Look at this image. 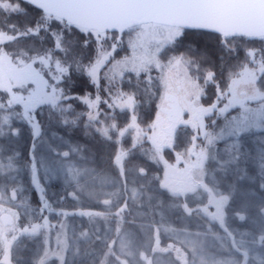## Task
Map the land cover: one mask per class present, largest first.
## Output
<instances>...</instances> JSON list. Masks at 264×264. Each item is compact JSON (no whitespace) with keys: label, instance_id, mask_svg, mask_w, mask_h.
Masks as SVG:
<instances>
[{"label":"snow or ice","instance_id":"1","mask_svg":"<svg viewBox=\"0 0 264 264\" xmlns=\"http://www.w3.org/2000/svg\"><path fill=\"white\" fill-rule=\"evenodd\" d=\"M25 2L42 10L43 14L34 27H27L22 33L18 32L15 25H11L12 31L17 32V35L38 34L41 28L47 29L52 20L59 21L66 28L75 25L81 32L94 35L98 42L102 41L110 29H117L120 32L128 29L136 32L135 39L129 42L132 55L113 65V72L115 74L119 69L122 74L128 65H131V70L137 75L141 71H149L153 65L160 70L159 79L163 93L160 96L156 122L150 126L153 134L148 137L153 143L156 154L165 146L172 147L170 136L175 133L178 124H191L194 129L202 130L204 128L203 117L213 112L217 107L215 103L208 108L198 106L202 89L188 75L187 71L184 72L183 77L178 72H164L165 67L169 69L181 65L186 68L191 67L194 61L186 60L183 56L173 57L165 66L157 58L160 51L166 45L175 42L184 28L211 29L223 37L222 43L225 46L229 43V37H256L264 41V0H25ZM0 10L5 12L23 11L19 2L13 3L12 0H0ZM53 36L55 37V49L67 54L68 50L64 47L62 36L58 33H53ZM15 39L16 36L0 31V45ZM87 43L88 41H85V44ZM115 48L116 44H113V51ZM111 54V52L105 51L102 46L98 49L95 63L87 69L88 75L93 81L96 80L97 72ZM25 55L26 53L21 52L19 56H15L14 53H9L0 47V92L8 94V108L16 104L22 105L24 118L31 122V111L38 104L50 103L55 107L63 94L58 92L55 86H52L51 93L45 91L48 82L43 80L40 71L33 68V64L37 60L42 67L50 68L52 50L43 56L33 57L31 63L23 59ZM248 56L253 57V66L250 67L248 63L243 64L240 70L233 74L234 78L230 80L228 90L217 96L218 101L222 97L228 98V103L219 110L221 113L227 111L229 107L238 105L239 115L228 120L215 137L204 132V137L209 145L214 139L222 138L224 135L238 136L254 128L264 130V56L256 61L254 59L255 50H249ZM55 67L56 73L59 75L53 74V79L58 82L60 77L68 72V68L64 67L60 60H56ZM213 76L212 72H208L205 83L212 80ZM149 80L151 82V78ZM29 82L36 83L37 89L29 92L27 97L13 90L14 88L23 89ZM123 97L124 94H121V97L118 98L119 106L121 110L127 108L132 111L130 122L124 128L118 129V125L113 123L108 127L98 129V131L111 139L110 132L113 130L118 129L119 137H123L130 130H135L136 134L133 136V147H135L143 135V130L139 128L135 115L136 100L133 95H127L126 99ZM84 101L91 109L99 102V97L96 101L85 97ZM252 104L255 106H251ZM111 106L110 104L109 107ZM3 109H5V104L0 98V110ZM184 112L190 114L187 121L181 119ZM88 118L90 122L97 119L91 112L88 113ZM7 122L8 116L0 118V127ZM33 127L38 134V126L33 125ZM157 128L161 129L159 133L156 131ZM195 139L196 137H193V141ZM127 155V152L120 150L114 158V164L119 168L121 176L124 175V160ZM182 155L177 154L178 163ZM187 156L188 159L185 161L183 170L166 165V168L171 169V174L169 171L165 172L161 187L166 188L172 196L177 198L203 190L208 195L209 205H214L216 211L209 213L208 205L199 210L224 227V207L228 202V196L217 193L214 188L204 182L206 176L204 162L208 159L207 149H201L197 153L193 143V146L187 150ZM192 156H195L196 159L192 160ZM7 167L11 168V158H9ZM4 169L5 165L0 163V174ZM140 171L143 173L144 170L140 169ZM12 199H15L14 189L12 190ZM4 202L5 197L0 192V252H2L0 264H12L11 250L17 239L14 233L18 230L16 221L19 217L10 208H4ZM103 203L110 205L111 200L105 199ZM183 207L189 214L194 211L188 207L187 203ZM123 210L121 208L115 215L120 216ZM82 214L103 215V213ZM240 219H244V217L241 215ZM47 226V222L44 225L33 224L30 229L25 227L22 231L36 234L41 228ZM224 230L228 232L227 228ZM116 232L120 237L119 251L114 250L115 240L107 244V251L104 253L101 264H113L108 260L110 256L115 258L114 264H139L136 260V252L133 250L132 240L126 236H120L121 228L119 226ZM228 236L231 237V249L239 256L233 254L228 258H217L205 253L202 248L198 251L193 246L191 264H264V250L255 254L253 249L246 247L243 240L237 242L230 232H228ZM259 243L264 246V234L260 236ZM159 244L160 241L157 238L156 247L151 249L153 253L167 252L173 248L172 245H169L168 248H160ZM58 245L60 246L57 251L50 252L48 248H45L43 255L35 261V264H48L52 256L59 260V264H66L64 252L68 250V244L66 241L58 240ZM175 251L177 260L182 261V264H189L187 254L179 248H176ZM250 253L252 254L250 255ZM139 261L144 264H153L152 258L145 251H139Z\"/></svg>","mask_w":264,"mask_h":264},{"label":"rangeland","instance_id":"2","mask_svg":"<svg viewBox=\"0 0 264 264\" xmlns=\"http://www.w3.org/2000/svg\"><path fill=\"white\" fill-rule=\"evenodd\" d=\"M135 37V31H129L125 35V47L128 49L127 55L123 57H117V59L109 62L104 70L100 72V77L109 81L107 84L108 87L109 84H113L110 92L113 95H117L118 98L121 97V94H124V99L127 98V95H133L136 100L135 113L139 114L141 113L142 109H147L151 102H154L157 106L160 104V96L163 93V88L159 79L161 72L154 65L149 71H141L139 75L131 70V65H128L127 69H125L122 74H120L119 69H117L116 73L114 74L113 65H115L118 61H123L126 57H130L132 55L129 42L134 40ZM163 49L158 54L157 58L162 65L167 66L170 59L178 56L170 55L164 57L161 55ZM184 58L186 60H191L186 57ZM251 59L253 60V57H251ZM38 61L39 60L36 61V65L35 63L33 64V68L40 71L43 80L48 82V87L44 90L51 93L52 86H55L58 92H60L59 87L56 86L57 80L53 79V74L59 75L56 73L55 65L53 68L42 67ZM31 62L32 61H29L28 63ZM169 71L173 73L178 72L181 77H183L184 72L187 71L188 75H190L192 79L199 84L201 89L203 88L202 85L208 73L204 71V74L201 75L200 71H197V65L195 63H193L191 67L188 68H186L184 65L179 67L174 66L171 69L165 67L164 72L168 73ZM149 78H151V82ZM29 87L30 88L28 91L31 92L37 89V84L33 83L31 85L30 83ZM41 87H43V85H41ZM227 103L228 99L226 104ZM43 104L52 105L50 103ZM16 106L17 105H14L11 108H8L7 105H5V109L0 110V118L8 116V122L0 127V133H2L0 134V163L5 165L3 173L0 174V192H2L5 197L3 207L10 208L13 212L17 213L19 217V219L16 221L18 230L14 233L16 237L18 236V238L16 241H14L11 250L12 264H35V261H37L43 255L45 248H48L50 252L58 250L60 246L58 245V240L61 242L66 241L68 244V250L64 252L65 261H67V258L71 256H68V252L71 253L73 251L72 249L77 248V244L73 242L76 241L75 235L78 237L77 239L81 241H87V239H89L88 234L90 230H88V227H90L91 218H86V216L82 213H70V215L67 214L66 216H63L62 214L63 211L74 212L76 209H90L93 200L88 197V195H91L88 188L92 185V183H99V192L101 193L100 195H97L98 199L96 201L99 202H97L98 206H95H97L99 209L102 207L105 208L106 212L109 214L108 218L112 219L111 221L107 220L106 222L111 223V226L114 229L113 234L110 236V238H113V240L115 239L116 241V244L113 246L114 250L117 252L119 251L120 237L116 232V229L119 226L121 228L120 236H126L133 239V249H136L134 251H136V260L139 262V264H144V262L139 261V251H145L152 258L153 264H182V261L173 258L172 251L174 248H172L170 251H161L156 254H153L149 248V244L152 240L151 238H153L152 225L156 222L158 211L160 215L165 218L161 221V223L157 221L159 224V233L161 238H163L162 246L165 245L164 240L168 239V237L174 238L175 242L180 244L185 250V254L188 255L189 264H191V251L193 246H195L198 251L202 248L205 253L214 255L217 258H228L233 254L239 256L238 253H234V251L231 249V237L228 236V232L233 234L232 237H234L237 242L243 240L246 247L253 249L255 254H259L262 250H264V246L259 243L260 236L264 234V191L259 190L261 189L260 185L264 187V130L255 128L249 132L241 133L238 136L224 135L222 138L214 139L210 145L208 144V141L205 139V137H203V144H197V146H200V150L206 148L208 153V159L204 162V168L206 170L204 182L208 184L209 187L214 188L217 193L228 196V202L224 207V223L229 225L227 226L228 232L224 233L221 231L217 226V221L211 220L207 214L199 210L204 207L201 199L199 198V201L194 198V204L196 201L198 203L197 208L194 209V207H191L187 204L188 207L194 211L191 214H180L182 219H178V223L174 222V224H172L174 228L167 224L169 222V217L166 216V214L170 213L174 207V205L169 201L166 202L167 200L160 201L159 207L152 209L149 214H147L146 210H137V216H135L137 219L132 216L131 212L127 214L121 213L120 216H117L115 215L118 212L117 210H115V214L113 211H110V209H113L114 205L111 208V206L105 205L103 203V200L107 199L109 194L107 195V192H103L101 185L109 181H107L105 178H103L104 176L101 175H96L97 177L93 178V182H91V178L89 181H83L82 187L86 189L85 195H87V197L84 200H81V198L79 200H75L73 197L74 191L69 193L65 192V189L64 191H60L61 189L55 190L54 188L50 187L49 184L44 183L45 179L49 175V172H45V169L48 168H46L47 164H45V161L43 160L42 152L40 151L39 147H37L34 152V158H36L35 162L47 200L50 202V207L56 210V212L54 210L50 211L48 216V220L52 221L54 225H50V221H46L48 226L41 228L36 234H32L31 232H23L22 230L25 227L30 229L33 224L44 225L45 222H38L40 212L32 208L27 201V193L29 192L30 188V165L26 162L25 155L27 151L25 147L29 142L31 127L29 126L28 119L19 115V110ZM56 106L61 110L60 112L63 114V118L61 120H56L52 123H49L50 127L48 129H50V133L53 132V135L59 134V136H56L55 144L60 150L63 149L64 151L68 152L69 155L67 154L65 157L66 162H64V159L58 162L56 157L54 162L53 157L51 160V153H46L44 158L50 161L52 167L55 165L58 167L68 164L69 168L66 173H64L66 174L65 176L68 178V181H71V179L72 181H75L78 179V177L85 179L86 177L84 178V176L86 174H90L91 171L78 176L76 171L75 173L78 177H76L74 173L71 175L70 170H73L75 167H70V164L71 162L78 160L77 162L81 165H88L87 162L93 160L92 155L90 154L94 155L100 152L102 149V146L97 144L99 143L98 141H106L109 143L112 142L113 144H116L117 150L115 155L118 151L123 150L120 147L121 144L119 145L120 142L117 140V137H119V127L117 130L110 132L111 139L103 136L101 132L98 131V129L108 127L113 123L118 125L116 117H119V122L122 125L120 128H124L130 122L131 116L133 114L131 110L127 108L121 110L120 107L118 114H115V106L112 105L114 107H111L109 112L104 113L101 117L97 115V119L95 122L93 121L92 124L88 122V119H84L82 122L77 121V119H79L80 116H83L85 113L82 110H76L74 103L65 100L57 102ZM251 106H255V104H252ZM224 107V104L220 105L219 110L223 109ZM233 107L237 108L235 112H223L220 117L221 119L213 124L210 128H207L205 132L212 134L213 137L217 136V134L220 133L221 128L225 126L228 120H231L232 117L239 115V106L237 105ZM97 120L98 123H96ZM134 134L135 133L133 130H130L128 133H126L123 136L126 138L124 143H130V139L134 136ZM183 138L184 136L178 134L176 136L175 142L179 146V150L183 153L184 157L188 159L186 149L188 140L187 137L182 140ZM180 139L181 141H179ZM116 140L119 143L115 142ZM217 142L223 143L222 147H216ZM89 143L91 144L89 145ZM91 145L92 147L89 148ZM151 145L153 150L154 146L152 142ZM142 150H144V148H141V151ZM148 150L151 151V148ZM241 154L244 156H241ZM62 155H65V152ZM249 157L252 158V162L247 166L243 165V167H245L247 170V172L243 174L241 173L242 170L239 164H246V159L249 160ZM9 158H11V168L7 167ZM113 158H115V156ZM79 159L81 161H79ZM229 161L234 163L236 167ZM65 168L66 166L58 169H60L62 172V170H66ZM162 171L163 168L161 167V170L158 172L161 173ZM234 175L237 176V180H234V177L231 179ZM13 189L15 190L14 200L12 199ZM163 190H165V188H161V191ZM262 190H264V188ZM138 191L139 189L134 188L130 192L133 198L135 197L134 193L136 194ZM192 194L196 196L199 194L204 195L205 193L203 190H201ZM85 195H83V197H85ZM100 196H102V199H99ZM178 201L181 203L180 209H184L183 200ZM207 205L208 212L213 211L214 213L216 211L214 205H209V201H207ZM57 210L59 211L57 212ZM153 212L155 213V216L151 217V213ZM241 215L244 217V219H240ZM130 222H132L133 225L130 224ZM236 223H239L240 225L241 229L239 231L231 229L237 225ZM162 224L167 225L165 226ZM230 224H234V226ZM130 227L134 228L137 232L134 236L129 232ZM210 231L212 233L209 234ZM9 239H11V236H9ZM45 240H47V243H45ZM143 245H145L146 248H143ZM168 246L166 245L165 248H168ZM79 249L80 248L76 250ZM102 250H104V253L106 252L105 250H107V244H102ZM104 253L100 254L96 251L94 254L92 252L90 257L87 256V258L90 260L89 264H101V260L104 259ZM251 254L252 253H250V255ZM0 256H2V252H0ZM108 260L114 264L115 258L110 256ZM48 264H59V260L56 259L55 256H52L51 259H49ZM66 264L82 263H78V261H67Z\"/></svg>","mask_w":264,"mask_h":264},{"label":"trees","instance_id":"3","mask_svg":"<svg viewBox=\"0 0 264 264\" xmlns=\"http://www.w3.org/2000/svg\"><path fill=\"white\" fill-rule=\"evenodd\" d=\"M12 2L13 3L19 2L20 7L21 9H23V11L5 12L0 10V31H4L9 35H14L16 36V39L10 42L6 41L3 45H0V47H3L5 51L9 53H14L15 56H19L21 52L26 53V55L23 57V59L26 62L32 61L33 57L43 56L47 52H49V50H52V61L50 68H53L56 60H60L63 66L68 68V72L60 77L56 85L59 87L60 92H62L63 94L62 98H60L59 101L66 100L68 102H72L74 103L76 110L77 109L80 111L82 110L85 113L83 116H80V118L77 119L78 122H82L84 119L85 120L88 119V122L92 123L93 121L90 122L88 118L89 112H91L93 115L96 114V117L97 115L101 117L103 116L104 113L109 112L110 108L114 106H115L114 112L115 114H118V110L120 108V106H117L119 105L118 96L113 95L110 92L111 88L113 87V84H109L108 87L107 84L109 83V81L101 78L100 72H102L104 68L107 66V64L112 60L117 59V57H123L127 55L128 49L127 47H125L126 45L125 35L130 30L127 29L122 34H118L117 32L116 33L106 32L105 37L102 39V41L98 42L94 35L85 34L81 32L80 29H78L75 25H72L70 28H66L59 21L52 20L49 22L47 29L41 28L38 34L17 35V32L12 31L10 27L11 25H15L18 32L22 33L25 31L27 27H34L37 20L40 19L43 13L42 10L35 8L31 4H28L22 0H12ZM53 33H58L62 36L64 47L67 48L68 50L67 54H65V52L55 49V37L53 36ZM228 39H229V43L227 44V46H225V44L222 43L223 37H221V35L215 32L211 33L204 30L200 31L195 29H190V30L183 29L180 37L176 38L175 42L166 46L161 52V55L164 57L175 55L178 57L183 56L188 59H191V61H194V63L197 65V71H200L201 75L204 74L203 73L204 71L212 72L214 74L213 79L208 81L207 83H205V81L203 82L202 94L200 95L198 106L203 108H208L214 103L217 105L216 109L213 112L203 117L204 128L202 130L198 131L197 129H194L191 124L177 125L175 133L171 134L170 136L172 147L165 146L158 153L160 162L162 163V167H163V171L161 172V174H164L163 178H165L166 171H169V173L171 174V169L166 168V165L174 166L178 170H183L185 167V161L187 159L184 157V155L181 156L179 163L177 162V154L178 153L183 154V153L179 150V146L175 142L176 136L178 134L184 136L182 140H184L185 137H187L189 146L187 144L186 149L188 150L189 148H191L194 143L195 152L198 153L200 151L199 149L200 146H197V144L199 145L203 144L204 142L203 133L206 131L207 128H210L213 124H215L221 119L220 117L222 113L219 111V106L222 104L226 105L228 98L222 97L218 101L217 96L219 95V93L226 92L228 90V84L230 83V80L234 78L233 74L239 71L240 67L243 64L248 63L249 66H252V59L250 56H248L249 50H255L254 59L257 61H259L261 57L264 56V51H262L264 50V41L260 40L259 38L229 37ZM85 41H88V43L85 44ZM113 44H116L115 51H113L112 49ZM101 46L105 51L111 52L112 54L108 58V60H106L104 64L100 67L99 71L97 72V78L95 81H93V79L88 75L87 69L93 63H95L98 55V49ZM30 83L31 85L33 84L32 82H29L24 86L23 89L14 88L13 90L27 97L29 94L28 90L30 88L29 87ZM258 83H260V81H258ZM85 97H87L91 101H96L97 97H99V102L96 104L94 108L90 109L88 104L85 103L84 101ZM0 98H2V102L5 103V105H7L8 94L5 92H0ZM110 104L114 106L109 107ZM16 105H17L16 106L17 109L19 110V115L23 117V112H24L23 106L20 104H16ZM236 110H237L236 107H232L229 108L226 111V113H232L235 112ZM60 111L61 110L58 109L57 106L54 107L52 105H47L43 103L38 104L31 111V116H32L31 122L28 120L29 126L31 127V135L29 136L30 138H29V142L27 143L28 145L25 147L27 151L25 155L26 162L30 165L29 168L30 188H29V192L27 193V201L32 208L40 212V217L38 222L41 223L50 221L48 220L49 212L52 210L56 212V210L50 207V202L47 200V197L45 195V191L42 187V181L39 176L40 174L35 162L36 158H34V152L36 148L39 147L40 151L42 152L43 160L45 161V164H47L46 168L48 169H45L46 173L50 172L51 170H58V168L67 166V164L58 167L55 165L54 167L56 168L52 169L51 168L52 165L50 161L44 158L46 153H51L50 157L51 160L52 157L54 158V162H55V157L58 162L63 159L64 162H66L65 161L66 155H62V154L65 152L69 155L68 152L64 151L63 149L60 150L59 147L55 144L56 136H59V134L53 135V132L50 133V129H48L50 127L49 123H52L53 121L56 120H61L63 118L62 117L63 114ZM158 111H159L158 106L154 102H151L147 109H142L141 113L139 114L135 113L137 117V124L139 125V128L143 130V135L141 136L140 140L136 143L135 148L142 146L152 147L151 145L152 141L148 137L153 134L150 126L154 122H156ZM189 118H190V114L188 112H184L181 115V119L184 121L189 120ZM116 119L118 122V127L120 128L122 125L119 122V117H116ZM96 123H98V120L96 121ZM33 125L38 126V134H36V130L34 129ZM156 131L159 133L161 129L157 128ZM133 132L135 133V130H133ZM193 137H196L195 141H193ZM117 140L115 142H118L119 145L121 144L120 147L124 150L134 148L133 137H131L130 139L131 142L130 143L126 142V144L124 143V141H126L125 137H117ZM179 141H181V139ZM98 142L99 143L97 144L102 146V149L100 152L94 155L90 154L92 155L93 160L87 163L89 166L90 165L92 166L93 171H91L90 175L88 176L89 177L88 179L90 180L91 178V182H93L94 177L101 175L104 176L103 178L109 181L101 185L103 191L109 192V195L107 196L109 198L107 199L112 198L113 193H118L116 195H120L121 197L123 196L126 197L127 204L130 205V207H132L133 210L136 208V210L138 211L140 210L147 211L150 204L155 203L157 201L158 204H160V201L167 200L166 202L169 201L171 204L174 205L173 199L174 198L176 199V197L172 196L166 188L165 190L161 191L162 188L161 182L149 179L150 173L152 174L159 173L158 171L161 170V167L160 166L156 167L151 164L149 165L146 163V161L145 162L143 161L142 164L146 166L143 172L147 175L144 174L145 177L143 182L138 183L136 187L137 189H139L138 191L139 197L132 198V195L130 193L132 191V188H130V186L125 184L124 181L122 182V184L121 181L118 182L119 178L116 176V170H115L114 158H113L117 150L116 144H113L112 142L109 143L106 141H102V142L98 141ZM90 144L91 143H89V145ZM222 145L223 143L221 142L216 143V147L217 146L222 147ZM90 147H92V145L89 146V148ZM241 156L244 155L241 154ZM191 159L195 160L196 157L192 156ZM79 161L81 160L79 159ZM246 161H247L246 164H242V163L239 164L242 170L241 173L243 174L247 172V170L245 169V167H243V165L244 166L249 165L252 162V158L249 157V160L246 159ZM229 162L232 163L231 161ZM232 164L236 167L234 163ZM233 177L234 180H237V176L234 175L232 176L231 179H233ZM46 179L44 182L48 184L50 180L49 179L46 180ZM92 185L94 184L92 183ZM95 185L99 187V183H95ZM52 186L55 187L53 184ZM260 187L261 189L259 190L264 191L262 190L264 187H262V185H260ZM197 196L198 195L195 196L192 194V198H196ZM115 198L116 197H114L111 203V206L114 205L113 210H111L113 211L114 214H115V210L119 211L122 208L120 207L121 204L120 201L119 200L116 201ZM178 198L183 200L184 203L185 196H181ZM99 199H102V196H100ZM97 206L95 208H97ZM158 207L159 206L156 205V207L154 208L156 209ZM95 208L88 210L76 209L74 211L75 212L74 214L103 213V215H99V216L85 215L86 218L88 217L91 218L90 221L91 224L90 227H88V230H90L88 234L89 239H87V241H81L77 239L78 237H76L75 235L76 241L73 242L77 244L76 249L78 248L80 249L79 250L72 249L73 250L71 252L72 254L68 252V256L69 255L71 256L67 258V261H71V262L78 261V263L81 262L82 264H86V263L89 264L90 260L89 258H87V256L90 257L92 255V252L95 254L96 251L100 254H103L104 250H102V244L103 245L104 243L109 244L113 241V238H110V236L113 234L114 229L111 226L112 225L111 223L106 222L107 220L111 221L112 219H109L107 217L106 210L101 211L100 209H95ZM58 211L59 210H57V212ZM70 213L71 212H65L64 216H66L67 214L70 215ZM173 216L176 217V214H174ZM156 218H157L156 222L153 223L152 225L153 238L150 237L152 239L151 243L149 244L150 250L153 247H156L155 245L156 240L157 238H159L157 236V230L159 229V227L157 226L158 225L157 221L160 222V218L158 216H156ZM130 224L133 225L132 222H130ZM50 225H54V223L50 221ZM129 232L133 236L136 234V230L132 227H130ZM130 239L133 240L132 238ZM168 243L169 245H172L174 248V250L172 251V255L173 258H175L176 260H177V253L175 251L176 248L181 249V251L185 253L183 247L180 244H177L174 238H170V237H168L165 246L162 247L159 246V247L165 248L166 245L168 246ZM143 248H146L145 245H143ZM158 252L161 251H157L155 253L152 252V253L156 254ZM71 258L73 259V261Z\"/></svg>","mask_w":264,"mask_h":264},{"label":"crops","instance_id":"4","mask_svg":"<svg viewBox=\"0 0 264 264\" xmlns=\"http://www.w3.org/2000/svg\"><path fill=\"white\" fill-rule=\"evenodd\" d=\"M141 148H144V150L141 151ZM145 148H147V149H145ZM150 148H151V151L148 150ZM123 151L128 153V155L125 157V160H124V175L121 176L119 168H117L116 165L114 164L115 165V170H116V176L119 178L118 182L121 181V184H122V182L124 181V183L127 184L128 186H130V188H132V190L137 187L138 183H142L143 180H144L145 175H147L144 172L141 173V171H140V169L145 170V168H146V166L144 164H142L143 161L144 162L146 161V163L149 164V165L151 164V165L156 166V167H159V166L162 167V163L160 162L159 154H156L155 148L152 150V147H143L142 146V147H136V148L134 147V148L128 149V150H124L123 149ZM136 160H140V161H136ZM77 161L78 160H76L75 162H71V164H70V167L71 166L75 167L73 170H70V174L71 175L74 173L75 176H76V173H77L78 176H81V174H85L87 172L93 171L91 165L90 166L86 165V164L85 165H81ZM51 168L53 169L54 167H51ZM68 168H69V165L67 164V166L65 168L66 170H62V172H61L60 169L51 170L50 171L51 173L49 172V175L47 176V179L50 180V182L48 183L49 186L54 188L55 190L61 189L60 191H64V189H65V192H69V193L71 191H74L73 197H74L75 200H79L80 198H81V200L86 199V197H87V195H85V190L86 189L82 187V184H83V181L84 182L85 181H89V179H88L89 177L88 176L90 174H86L85 175V177L87 179L85 177H84L85 179H83L81 177L76 176V177H78V179L75 180V181L74 180L72 181V179H71V181H72L71 182V181H68V178H66V176H65L66 174H64V173H66ZM163 175L164 174H161V173H154V174L150 173L149 179L161 182V180L164 179ZM52 184L55 187H53ZM88 189H89L90 194H91V195H88V197L91 198V200H93L92 201V205L90 207V209H92V208L96 207L95 206V205H97V201L96 200L98 199L97 195H100L101 193L99 192V187H97V185H95V184L91 185ZM103 192L106 193V191H103ZM108 194H109V192H107V195ZM115 194H118V193H115ZM83 195H85V197H83ZM134 196L136 198L139 197L138 192H136V194H134ZM114 197H116L115 198L116 201H118V200L120 201V203H121L120 207H122L124 209L123 212H122L123 214L124 213L127 214V213H129L131 211V214H132L133 217L137 216L136 208L133 210V208L130 207V205L127 204L126 197H124V196L121 197L120 195H116V196L112 195V198H110L111 203H112ZM132 198H133V196H132ZM156 205L159 206L158 201L155 202V203L150 204L149 208L146 211L147 214H149L152 209H155L154 207H156ZM109 206H111V204ZM111 208H112V206H111ZM95 209H99V208H95ZM100 210L102 211V210H106V209L102 207V208H100ZM111 210H113V209H110V211ZM107 211H109V210H107ZM65 212L66 211H63V214H62L63 216L65 215ZM70 212L73 213V214L75 213L73 211H70ZM178 212L184 213L185 210L184 209H179L178 206H177V208L174 206L173 209L171 210V212L166 214V216L169 217V222L167 224H169L170 227L174 228V226L172 224H174V222L178 223V219H177V221L173 220V218H174L173 215L177 214ZM184 214H187V212H185ZM106 215H107V217H109L108 213H106ZM154 216H155V213L154 212L151 213V217H154ZM157 216L160 218L161 221L165 219V218H163L160 215L159 211H158V215Z\"/></svg>","mask_w":264,"mask_h":264},{"label":"flooded vegetation","instance_id":"5","mask_svg":"<svg viewBox=\"0 0 264 264\" xmlns=\"http://www.w3.org/2000/svg\"><path fill=\"white\" fill-rule=\"evenodd\" d=\"M201 194H199L197 197H196V200H198V198L199 199H201V202L203 203V205L205 206V205H207V201H208V195H207V193H205L204 195H201ZM201 198H200V197ZM205 197V198H204ZM204 201H203V200ZM178 200H181V199H177V197H176V199L174 198L173 199V201H174V205L176 206V208H177V206L179 207V209H180V202L178 201ZM195 200V201H196ZM199 201V200H198ZM185 203H187L189 206H193L194 207V209L195 208H197L198 207V203H197V201L195 202V204H194V198H192V194L191 193H189L186 197H185V199H184V204ZM4 208H6L7 209V207H4ZM209 213H213V211L212 212H209ZM180 214H183L184 215V213H182V212H178L177 214H176V217H174L173 218V220L174 221H177V219H182V216L180 215ZM180 216H181V218H180ZM187 216V215H186ZM224 216H225V214H224ZM206 217V216H205ZM225 218V217H224ZM178 220V221H179ZM159 223H161V220H160V222ZM237 225L235 226V227H233V228H231V229H234V230H240L241 228H240V225H239V223H236ZM240 224H242V223H240ZM159 225V224H158ZM162 225H167V224H162ZM230 225H232V226H234V224H230ZM217 226H218V228H220V230L221 231H223L224 233H225V230H224V228H227V226H229V225H227V224H225L224 223V227H221V225H220V223L217 221ZM210 233H212L211 231L209 232V234ZM233 235V234H232ZM157 236L159 237V241H160V244H159V246L160 247H162V242H163V238H161V235H160V233H159V230H157ZM165 241V243H166V241H167V239L166 240H164ZM156 245V244H155ZM165 246V245H164ZM239 255V254H238Z\"/></svg>","mask_w":264,"mask_h":264},{"label":"water","instance_id":"6","mask_svg":"<svg viewBox=\"0 0 264 264\" xmlns=\"http://www.w3.org/2000/svg\"><path fill=\"white\" fill-rule=\"evenodd\" d=\"M22 1H24L25 2V0H22ZM32 6H34V5H32ZM35 7V6H34ZM36 8V7H35ZM184 29H188V30H190V29H195V30H204V31H208V32H214V31H212L211 29H196V28H184ZM126 30V29H125ZM124 30V31H125ZM109 32H118V33H122V32H120L119 30H117V29H110V30H108ZM123 31V32H124ZM215 33H217V32H215ZM217 34H219V33H217ZM220 35V34H219Z\"/></svg>","mask_w":264,"mask_h":264}]
</instances>
